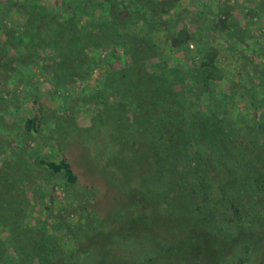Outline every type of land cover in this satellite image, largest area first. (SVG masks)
<instances>
[{
  "label": "rangeland",
  "instance_id": "1",
  "mask_svg": "<svg viewBox=\"0 0 264 264\" xmlns=\"http://www.w3.org/2000/svg\"><path fill=\"white\" fill-rule=\"evenodd\" d=\"M219 114L264 156V0H0V264H264V190L208 193L198 165Z\"/></svg>",
  "mask_w": 264,
  "mask_h": 264
},
{
  "label": "trees",
  "instance_id": "2",
  "mask_svg": "<svg viewBox=\"0 0 264 264\" xmlns=\"http://www.w3.org/2000/svg\"><path fill=\"white\" fill-rule=\"evenodd\" d=\"M183 36L184 32L179 30L176 37L181 40L184 38ZM200 114L204 115V113H198V115ZM155 120L158 130L156 129L154 131V136H156L155 139L159 149L164 155L169 153L174 155L173 159L175 163L171 169L173 176L177 177L179 175L180 177H184L186 170H189L190 168V166H188L186 169L188 160L187 155L183 151L185 149L187 139L190 136L187 116L182 113L178 116V130L174 133L169 130V126L167 125L168 121L171 123L174 122L169 115L166 113L160 114L154 117L153 122H155ZM190 120H193L192 117H190ZM208 122L211 124L209 134L205 133L204 130L201 129L199 130V134H203V137L205 138V143L203 144L205 146H208L209 141L208 148L211 154H209V157H199L201 161L198 163L204 172H208V167H212V170L214 171L212 179H208L210 180L211 185L208 187V193L210 191L211 194L222 193V196H224L225 193L231 191L234 187L231 185V178H233V176H247L252 182H254V184H257L255 188L264 190V156L260 153H256L257 143L254 142V140L255 138H259L260 133H257L255 130V123L251 124L246 120V118H242L241 120L233 117H226L222 114L210 118L208 117ZM28 123H32V120H29ZM27 126L29 127L28 124ZM252 134H254V137L251 136ZM180 154L184 155V159H182L184 160V164H182L181 158L179 157ZM164 155L161 156L164 158L163 160L166 158ZM45 165L54 172L62 171L68 182H74L75 175L72 173L70 166L65 161L61 160L59 163L49 161L46 162ZM161 165L162 164L160 163L158 166L162 169V167L164 168V165L167 167L168 164L166 163L162 166ZM156 178L157 176L154 173H151L150 182H154V185L156 183ZM157 181L160 192H166L167 187L169 186L168 182L162 181L160 178ZM198 181L201 180L198 179ZM199 184L197 188L200 190L201 187ZM245 185L246 184H241L239 186V189L243 192L245 190L243 188ZM248 187H252L251 184ZM174 189H179L178 191L182 192V184L178 181L175 182ZM179 196L180 193L178 194V197ZM40 264L45 263L42 262Z\"/></svg>",
  "mask_w": 264,
  "mask_h": 264
}]
</instances>
